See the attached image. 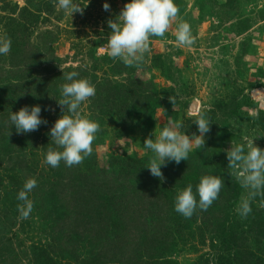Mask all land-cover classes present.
<instances>
[{
	"label": "rangeland",
	"instance_id": "obj_1",
	"mask_svg": "<svg viewBox=\"0 0 264 264\" xmlns=\"http://www.w3.org/2000/svg\"><path fill=\"white\" fill-rule=\"evenodd\" d=\"M105 2L110 5L108 11L103 8ZM127 2L78 0L87 5L82 14L70 16L59 8L58 0H0V36L12 41L10 52L0 56V119L7 120L0 123V264H38L42 261L36 259L39 246L48 249L49 244L48 255L56 264H121L135 252L147 264L158 251H165L172 264H203L198 257L207 253L209 264H215L218 238L204 229L200 219L180 216L176 220L178 213L167 205L172 197L153 207L146 218L139 216L137 223H128V218L119 224L124 217L115 218V225L107 222V228L98 212L99 229L85 238L75 235L69 224L73 217H67L62 193L50 198L55 179L67 168L75 170L90 162L97 169L116 171L120 165L112 159L127 157L148 163L144 140L152 133L155 139L164 127L175 123L182 122L186 134L199 135L194 122L201 112L211 121L205 144L190 152L187 161L168 162L161 168L163 195L177 194L178 182L185 177L204 175L223 178L220 194L228 192L229 185H237V207L247 194L228 168L226 150L249 137H255L254 144L264 149L258 119L264 111V0H175L177 18L164 37L151 38L150 51L138 67L111 58L107 50L111 31L107 21H114ZM24 6L33 10L27 20H22ZM180 21L190 24L191 46L180 45L175 38ZM70 71L95 86V96L82 102L79 111L98 122L100 130L92 154L81 164L67 167L61 162L52 168L45 163V152L55 147L48 133L61 115L60 86L63 74ZM135 80L147 94L136 106L126 108L124 120H119L118 111L108 110L106 99L112 86ZM33 105L41 107L47 124L27 133L10 127V111ZM147 176L154 178L143 173L131 182ZM29 178L37 180V187L29 193L33 210L22 219L17 194ZM259 203L264 205V196ZM207 218L211 223V209ZM62 220L67 225L61 229ZM68 227L70 232L63 233ZM115 234L132 240L124 247Z\"/></svg>",
	"mask_w": 264,
	"mask_h": 264
},
{
	"label": "clouds",
	"instance_id": "obj_2",
	"mask_svg": "<svg viewBox=\"0 0 264 264\" xmlns=\"http://www.w3.org/2000/svg\"><path fill=\"white\" fill-rule=\"evenodd\" d=\"M58 5L70 16L73 13L82 14L86 6L78 3V0H58ZM103 8L108 11L110 5L105 2ZM178 13L175 0H128L115 20L107 21L111 29L107 37L109 56L119 58L130 67L140 66L150 51L151 38L164 37ZM175 38L180 45L194 44L190 24L178 22ZM11 45L10 38L0 36V56L7 55ZM63 80L64 83L60 86L61 98L57 101L61 107V115L48 133L55 147H49L45 152V163L52 168L59 167L61 162L67 167L81 164L92 154V144L100 130L98 122L82 116L79 111L82 102L95 96V86L87 78L80 77L77 71L64 73ZM169 99L175 103L174 99ZM189 110H193L191 105ZM40 113L39 105L24 106L16 112L10 111V127L14 126L18 133L35 131L41 124H47ZM194 123L199 135L186 134L181 130V122L164 127L155 139L152 133L144 140V149L149 153L148 164L144 167L149 169L152 176L163 179V166L168 162L179 164L182 160L187 161L190 152L204 146L211 121L201 112ZM254 138L249 137L243 143L231 144L226 150L228 168L233 170L232 174L247 193L236 209L244 218L252 212V202L257 197L264 196V149L254 144ZM36 187L37 180L29 178L17 194V199L22 202L18 205L22 219H27L33 210L29 193ZM223 187L224 180L221 176L204 175L195 192L192 184H188L177 193L174 209L183 217L191 218L197 209L206 211L217 200Z\"/></svg>",
	"mask_w": 264,
	"mask_h": 264
},
{
	"label": "trees",
	"instance_id": "obj_3",
	"mask_svg": "<svg viewBox=\"0 0 264 264\" xmlns=\"http://www.w3.org/2000/svg\"><path fill=\"white\" fill-rule=\"evenodd\" d=\"M22 9L24 12L22 20H27L28 16L26 15H31L33 10H30L27 6ZM156 66L160 67L159 64ZM109 94L106 99L110 106L108 110L118 111L120 116L118 119L124 120L125 113L123 112L126 108L130 105L136 106L141 100H144L147 92L140 81L135 80L130 84L112 86ZM258 119L260 129L264 132V111H260ZM2 121L7 123L5 118L0 119V123H3ZM0 133H3V131ZM145 162L143 158L139 157L113 158L112 163L120 165L116 171L108 170L107 168L97 169L90 162L82 164L83 167L78 166L79 168L75 170L67 168L63 175L55 179L51 188L50 198H52L51 194L55 196L62 193V204L64 203L65 207L68 205V208L66 207L69 212L67 217H73V221L69 224L73 225L75 235L81 238L94 235V230L99 229L98 212L102 214L106 223H112V221H116L115 218L124 217L122 221H119L120 224L123 222L127 223L126 220L128 218V223H137L140 219L139 216L146 218L153 207L164 205V202H167L169 197H172V200H169L167 205L174 208L177 194L174 192L169 195L167 193L163 195L160 178L147 176L142 180L139 179L138 182H131L134 176H141L143 173L150 174L149 169L144 167L148 164ZM199 180L198 176L194 178L193 176H188L180 183L178 182V186L182 190L188 184H192L195 192ZM173 188L176 190V187ZM226 190L228 192L225 193L223 191L219 194L217 200L206 211L197 209L192 215L193 221L196 218L200 219L203 222L204 229L213 232L219 240V246L213 258L214 263L264 264V205L259 203L261 197H257L252 202V212L244 218L237 213L236 203L234 204L239 187L232 184ZM209 209L212 210L211 223L210 219L207 218ZM71 214L73 216H70ZM180 216L182 215L178 213L175 219L179 220ZM190 221L192 220L190 219ZM108 223L106 224L107 228ZM66 225V222L62 220L60 228L62 229ZM69 227L63 233H67ZM116 238L124 247L127 240H132V238L126 240L120 237L119 234L116 235ZM161 243L163 242H157L160 246L162 245ZM48 247L50 248V244ZM48 249L39 246L38 251L40 250L41 252L39 251L36 259H42V261L38 264H56L54 259L48 255ZM208 254L200 255L198 260H202L203 264H209ZM140 258L139 254L135 252L122 259L120 263L145 264ZM151 262L152 264H172L173 261L166 257L165 251H158L157 255L152 257V261L147 264H151Z\"/></svg>",
	"mask_w": 264,
	"mask_h": 264
},
{
	"label": "crops",
	"instance_id": "obj_4",
	"mask_svg": "<svg viewBox=\"0 0 264 264\" xmlns=\"http://www.w3.org/2000/svg\"><path fill=\"white\" fill-rule=\"evenodd\" d=\"M254 44V43H253ZM253 46V45H252ZM251 49L253 50V47H251ZM264 108V107H263ZM264 110V109H263Z\"/></svg>",
	"mask_w": 264,
	"mask_h": 264
}]
</instances>
